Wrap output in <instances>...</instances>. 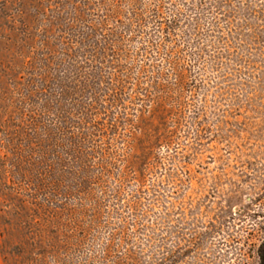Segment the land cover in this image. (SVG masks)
Listing matches in <instances>:
<instances>
[{
    "label": "rangeland",
    "instance_id": "1",
    "mask_svg": "<svg viewBox=\"0 0 264 264\" xmlns=\"http://www.w3.org/2000/svg\"><path fill=\"white\" fill-rule=\"evenodd\" d=\"M264 0H0V264H259Z\"/></svg>",
    "mask_w": 264,
    "mask_h": 264
},
{
    "label": "trees",
    "instance_id": "2",
    "mask_svg": "<svg viewBox=\"0 0 264 264\" xmlns=\"http://www.w3.org/2000/svg\"><path fill=\"white\" fill-rule=\"evenodd\" d=\"M259 264H264V242L262 243L259 250Z\"/></svg>",
    "mask_w": 264,
    "mask_h": 264
}]
</instances>
